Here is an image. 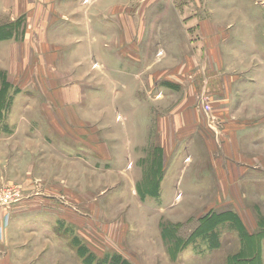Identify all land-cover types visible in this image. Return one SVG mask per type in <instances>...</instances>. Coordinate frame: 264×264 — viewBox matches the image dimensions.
I'll return each mask as SVG.
<instances>
[{
    "label": "rangeland",
    "instance_id": "374dc122",
    "mask_svg": "<svg viewBox=\"0 0 264 264\" xmlns=\"http://www.w3.org/2000/svg\"><path fill=\"white\" fill-rule=\"evenodd\" d=\"M168 1L130 66L0 6V264H264V0Z\"/></svg>",
    "mask_w": 264,
    "mask_h": 264
},
{
    "label": "crops",
    "instance_id": "0c3cea01",
    "mask_svg": "<svg viewBox=\"0 0 264 264\" xmlns=\"http://www.w3.org/2000/svg\"><path fill=\"white\" fill-rule=\"evenodd\" d=\"M90 1L91 3L85 6L82 0H0V6L20 8L15 13L17 16L27 17L26 21L32 25V38H42V34H45L47 35L46 38L53 40V43L50 42L49 47L47 46L48 50L46 48V51L44 46H37L36 53L47 52L49 54L53 45L56 44L61 47V52L55 51L54 55L70 54V50L75 52L85 45L87 38L91 37L95 40V46L100 48L98 52L95 51V56H93L96 62L100 64L99 66H103L106 58L110 60L113 66H130L133 64L131 60L118 58L115 54L116 50L107 46L110 45L111 47L112 44L103 42V39H117L119 42L113 45L116 49H124L125 52H129L126 54H136V57H139V49H141L139 40L147 36L150 37L152 34L151 24L160 22L162 17L160 6L153 13H151V6L163 3L171 4L173 9L169 15L176 22L181 19V10L177 11L176 5L168 0H144L145 2H138V0ZM152 16H154L153 19ZM10 20L13 18L10 17ZM69 39L77 41L67 50L66 44ZM82 39L83 41H80ZM134 49L136 52H133ZM83 52L90 60V56H87L85 51ZM52 59L49 58V62ZM130 77L134 78L135 76L130 75ZM145 82L143 81L141 84L142 90L140 88L136 94L133 93L134 96H129L127 101L139 103L147 98H154L150 94L152 89L149 81L147 86Z\"/></svg>",
    "mask_w": 264,
    "mask_h": 264
},
{
    "label": "trees",
    "instance_id": "16d2710c",
    "mask_svg": "<svg viewBox=\"0 0 264 264\" xmlns=\"http://www.w3.org/2000/svg\"><path fill=\"white\" fill-rule=\"evenodd\" d=\"M6 37H7V36H6ZM6 37H5V36H3L2 38H4V39H5Z\"/></svg>",
    "mask_w": 264,
    "mask_h": 264
}]
</instances>
